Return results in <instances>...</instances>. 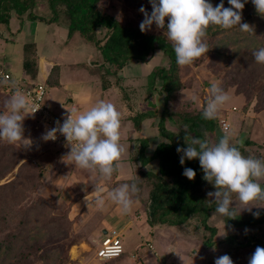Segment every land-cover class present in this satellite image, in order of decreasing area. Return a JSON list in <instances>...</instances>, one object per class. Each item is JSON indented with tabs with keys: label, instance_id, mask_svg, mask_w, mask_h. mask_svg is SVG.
Instances as JSON below:
<instances>
[{
	"label": "rangeland",
	"instance_id": "1",
	"mask_svg": "<svg viewBox=\"0 0 264 264\" xmlns=\"http://www.w3.org/2000/svg\"><path fill=\"white\" fill-rule=\"evenodd\" d=\"M29 1L34 3L33 14L41 15L47 19L52 18V20H43L47 22L42 23L46 27L44 26V28L38 24V29L37 24L27 23L29 19L26 13L22 14V17H20L22 23H24L22 27H27V31L23 30L25 32L20 35L16 33L17 18L14 19L16 16L15 12L10 11L9 17H12V19L9 27H14V29L12 30L13 33H11L7 31V24L0 23V33L3 37L9 36V40L0 39L2 43H0V59L2 60L4 58V61L2 60L4 66L7 67L10 64L9 67L12 74L15 77H20L22 74V46L33 43L35 48L37 46V50L44 52L49 40V37L45 38L46 34L44 32L47 30L49 35L53 34V39L58 38L61 42L56 40V44L60 43V46L64 47L63 50L65 53H63L62 57H65L66 60L64 62L67 65L61 67L62 81L64 83L61 86L59 84L53 85V87L47 85L48 89L45 103L53 113L64 114L65 111H71V102L67 101L69 97L68 90L65 89L68 86L81 84V82L91 84L89 83V71L86 69L88 67L85 63L89 61L94 63L99 61L103 62V58L100 56V51L96 44L93 41H89L84 34L70 32V34L68 33L69 39L65 38L67 40L64 41L61 36L63 32L59 35L56 33L57 26L63 27L65 32H68V17L61 11V6L59 7L57 5L54 7L55 10L59 9L57 15L54 16L53 10L48 6V0ZM209 2L213 6H216L220 3V0H209ZM223 2L225 7H231L228 0H223ZM242 2H245V0H242ZM50 4L53 6L54 2H50ZM102 6L107 13L115 18L123 22L130 21L134 25H140L144 19V14L139 11L142 6L149 14L152 11L149 0H102ZM242 23L251 25L254 32H243L238 26L231 29H223L216 25L209 26L208 33L205 37L209 51L192 65L181 67L182 80L191 79V81L188 82V88L181 91L180 98L184 102L191 101V111L193 110L192 112H195L200 108H204L203 104L205 106V102L209 98L211 83L218 82L231 97L230 101L222 107L219 114H226L230 122V134H232L230 136H232V141L239 143L249 139L255 143V145L251 144L249 148L258 152L263 159L264 96H261L260 99L255 97L249 92L248 85L245 84L246 81L250 80L255 82L258 79L256 76H262L264 74V64L257 63L252 55L254 50L264 47V17L256 12L252 0H246L245 2V7L242 10ZM96 31L95 35L97 39L103 41L106 38V28L99 27ZM148 31L151 33L158 31L167 32V29L166 27L164 30L158 29L153 24ZM212 33L214 34L212 35ZM153 55L148 60L149 64L147 68L153 65L168 66V59L161 50L155 51ZM234 76H239L240 82L237 85H227V83L232 81L231 78H234ZM33 81L46 83V81H43L42 75ZM137 83L139 82L136 80L133 85ZM114 87L117 86L114 85ZM118 87L120 93H122L120 98L130 97L128 87H124L123 85ZM95 89L98 90V94L97 96L94 94V96L101 97L106 102L114 103L113 99H107L106 95L104 96L102 94V87H96ZM104 90L108 92L110 89L106 88ZM194 94L199 97V102H194L191 99ZM113 96L115 95L113 94ZM9 97L0 84V112L6 111L5 101ZM101 98L99 99L102 100ZM61 103L68 105L64 107ZM175 105L178 106V104ZM185 110L189 109L185 107ZM119 111H122L120 107ZM23 123L25 129L24 135L26 138L32 140V146L30 148H24L0 140V147L4 145L11 148L14 152L10 153L11 157L16 159L12 170L6 172L4 177L0 178V185L4 184L0 187L5 189L7 194L13 195V202L17 201L20 209L25 210V207L30 206L37 198H42L46 204H49L47 209L43 210L39 215L32 211L30 218L31 224L39 227L40 232L43 233L50 230V228L47 230L42 222L38 221L42 214H46L49 218H55V222L67 216L69 221L62 222H64L65 226L67 223L69 233L67 238L60 236L58 237V241L54 240V242H51L52 238L48 237L49 235H44L42 238L39 237L38 242L41 243V247L39 249L33 247L34 252H32V256L28 260H20L18 263H15L14 259L16 257L12 259L9 254H6L7 259L3 262L2 258L4 256L0 254V263L55 264L52 258H50V250L59 242L60 256L66 257L65 259L68 258L69 260L64 264H116L118 259L101 260L95 254L100 240L101 223H103L100 220L103 221L107 216L105 217L104 214L101 215L97 207V209L92 210L84 208L74 217H72L73 212L71 213L72 215L69 213L72 203L81 193L79 192L81 185L78 179L84 173L87 174V170L77 169L75 173H66L65 168L67 166L63 168L64 164L62 161L61 163H56L57 160L55 159L56 155L60 156L59 152H62V149L56 145L51 146L47 142L43 143L41 141L42 137L36 127L37 122L33 116H26ZM168 125L172 130H179V126L175 123H169ZM211 138L212 135L209 136V139L213 141ZM63 153L67 152L63 151ZM124 156L127 158L133 157L135 156V152H133V149H129ZM57 164L61 165L58 166ZM77 171L80 173L78 172L76 174ZM132 173L133 166L131 175ZM57 176L64 177L58 181ZM66 182L68 183L66 184ZM12 195L8 196L11 198ZM13 205L15 206L14 203ZM96 210L98 211L96 212ZM254 210H262L264 214V207H253L252 211ZM145 211L147 212V210ZM242 212L249 211L243 210ZM141 213L143 215V209ZM213 213L214 211H211L207 218V223L216 228L215 233L212 235L209 230L204 228L199 218H192L182 226L163 223L156 224L161 229L155 226L157 230H153L152 237H160L164 240L170 237V240L174 243L170 246L171 248L168 245L163 250L159 249L164 253V258L167 255L169 256V253H174L168 264H214L217 257L225 254L232 258L234 264H248L249 258L254 253L255 248L257 246L264 247V221L253 225L229 228L225 226L222 216L219 214L214 215ZM78 216L79 218L75 220L74 224H71V220ZM136 219L138 220L139 218ZM97 224L99 228L96 226ZM31 228L33 230L31 234L33 235L35 228ZM223 232H225V235L221 236L220 234ZM231 236L234 237L232 242L228 240ZM70 241L73 244L68 246ZM45 250L48 251V256ZM155 250L158 252L156 248Z\"/></svg>",
	"mask_w": 264,
	"mask_h": 264
},
{
	"label": "trees",
	"instance_id": "2",
	"mask_svg": "<svg viewBox=\"0 0 264 264\" xmlns=\"http://www.w3.org/2000/svg\"><path fill=\"white\" fill-rule=\"evenodd\" d=\"M50 2H54V5L52 6ZM57 5L62 7L61 11L68 17L67 36H69L70 32H80L87 36L89 41H93L99 49L103 63L93 65V62H89L85 63V65L92 73L99 75L104 89L111 86L109 76H114L116 79L118 71L122 69L128 60L147 62L157 50H161L166 56L168 66H154L146 77V97L152 98L151 102H149L151 109L146 110V108H143L133 114V116H130L135 128L138 129L140 122L144 118L158 115L157 130L164 140L157 144L151 156L145 155L147 143L145 140H141L138 156L135 160L141 165H145L151 160H157L158 166L155 171L139 169L135 176L127 182H131L134 179L138 184L140 191L134 198L147 207V219L151 226L158 223L182 226L192 218H199L204 228L209 230L211 235L214 234L216 228L207 223V218L211 211H215L216 205L212 201L214 198L208 197L207 193L215 191V188L202 178L204 174L199 160L186 159L185 163L181 165V153H177L176 149L178 146L187 147L185 126H187L190 136L209 139V136L212 135L211 139L213 142L217 141L226 132L232 135L230 134L231 126L226 114H218V118L214 120H205L202 116L203 108L192 112L191 101L184 102L181 100L180 93L188 88V82L191 79L182 80V66L176 63L172 42L168 40L167 32H141L139 25H134L130 21L123 22L107 13L102 6V0H48V6L53 10L54 16L59 11V9H54ZM33 7L34 3L29 0H0V23L8 24L10 11H14L18 19L22 17V14L26 13L30 20H52V18L47 19L41 15L33 14ZM99 27H104L107 30L106 38L103 41L97 39L95 35ZM22 65L29 79L34 80L37 78L38 63L33 43L23 46ZM58 74L59 66L53 65L48 78L45 80L46 83L50 86L57 85ZM256 77L258 79L255 82L250 80L246 81L245 84L248 85L249 92L260 99L261 96H264V74ZM231 79L232 81L227 83V85H237L240 82L239 76H234ZM157 82L160 83L159 88L156 87ZM154 92L163 94V102L159 113H157L152 96ZM175 104H178V106ZM185 107L189 110H185ZM221 119H226L229 122L228 130L222 129ZM169 123L177 124L179 130H172L168 125ZM251 144L255 145L254 142L247 139L244 142L237 143V146L240 147L243 155H251L262 159L258 152L249 148ZM0 149H2L0 153V178H2L6 172L12 170L16 159L11 157L10 153L13 152L11 148L2 145ZM185 168L195 170L196 176L194 180H189L182 174ZM3 185L1 184L0 186L2 187ZM1 187L0 254L4 256L2 258L3 262L7 259L6 254H9L12 259L16 257L14 259L15 263L20 260L30 259L32 252H34L33 247L37 249L41 247V243L38 241L39 237L42 238L44 235H49L48 237L52 238L51 242H54V240L58 241L60 236L67 238L69 233L67 223L65 226L64 222H62L69 221L67 216L62 217L59 220L60 222H55V218H49L46 214H42L40 218L38 216V221H41L47 230L50 228L49 231L42 233L39 227L31 224L30 218L32 211L39 215L43 210L47 209L49 204H46L42 198H37L30 206H26L25 210L20 209L17 201L13 202V195L7 194V191ZM8 195H12V197L10 198ZM257 211H241L235 219H227L223 216L222 219L225 226L229 228L253 225L264 221L262 210H259L260 215L258 218L252 214ZM78 218L75 217L71 220V224H74ZM31 227L35 228L33 235L31 234L33 233ZM233 238L231 236L228 240L232 242ZM71 244H73L72 241H70L68 246ZM45 252L47 254L48 251L45 250ZM50 252V258L55 264H64L69 261L68 258L65 259L66 257L60 256L59 242Z\"/></svg>",
	"mask_w": 264,
	"mask_h": 264
},
{
	"label": "clouds",
	"instance_id": "3",
	"mask_svg": "<svg viewBox=\"0 0 264 264\" xmlns=\"http://www.w3.org/2000/svg\"><path fill=\"white\" fill-rule=\"evenodd\" d=\"M149 2L152 6L150 14L143 6L139 9L144 14L140 30L146 32L153 24L158 29L164 30L166 27L167 38L172 42L179 66H190L209 51L205 37L210 25L223 29L238 26L243 32H254L251 25L242 23V10L246 0H228L231 7H225L223 0L216 6L209 0ZM252 3L256 12L264 17V0H252ZM252 55L257 63L264 64V47L254 50ZM191 99L199 102V97L195 94ZM230 99L228 92L218 82H212L209 98L202 111L203 118L217 119L220 110ZM5 109L6 111L0 112V140L30 148L33 142L25 137L23 122L26 116L34 114L39 107L30 104L29 97L16 88L13 95L5 101ZM69 112L63 123L56 121L57 126L48 130L43 139L55 140L57 133L63 135L67 144L71 145L68 155L75 167L110 180L121 169L127 151L121 143L122 113L113 103L104 100L98 101L86 111L79 112L73 108ZM184 131L187 147L178 146L176 149L177 153H181L180 164L183 165L186 159L199 160L204 174L202 178L215 188V191L207 193L208 197L214 198V215L235 219L243 210L252 212L253 207H264V159L243 155L227 132L213 142L207 138L190 136L187 126ZM182 174L189 180H194L196 176L192 168H185ZM93 191L95 205L103 210L106 204L103 189L95 188ZM139 191L138 184L133 179L107 192V199L120 205L122 212L128 213ZM85 199L87 200V196ZM252 214L257 218L260 215L259 211ZM220 235H225V232ZM124 252L115 258L122 257ZM214 264L234 262L225 254L217 257ZM248 264H264V247L255 248Z\"/></svg>",
	"mask_w": 264,
	"mask_h": 264
},
{
	"label": "crops",
	"instance_id": "4",
	"mask_svg": "<svg viewBox=\"0 0 264 264\" xmlns=\"http://www.w3.org/2000/svg\"><path fill=\"white\" fill-rule=\"evenodd\" d=\"M15 18L17 17L15 16L14 19ZM11 19L12 17H10L9 22L7 24V28H8L7 31L13 33L12 30L14 29V27H11V28L9 27ZM29 20L27 21V23L29 22L30 24H37L38 29H39V25H41L42 27L45 26V25L44 26L42 25V23L44 24L45 21H42V20H38V21L30 20L29 21ZM16 21H17L16 33L22 35L21 33L25 32L23 30H26L27 27H22L24 23H22L21 20L20 22L18 18ZM44 33L46 34L45 38L49 37L48 46L45 48L44 52L37 50V46L35 48V52L37 55V63H38L37 77L42 75L43 81H45L48 78V75L51 71L52 66L58 65L59 74H58L57 82L61 86L64 83L62 81L61 67L67 66L65 65L66 62H64L66 60L65 57H62L63 53H65L63 50L64 47L60 46L61 45L60 43L56 44V40L57 41H60V40L58 38L53 39V36H52L53 34L49 35L47 30ZM56 33H58V35L61 33L62 39L64 41L69 39L68 38L69 36H67V32H65L63 27L57 26ZM1 38L3 40H9V36L3 37V35L0 33V39ZM0 43H1V40H0ZM15 50H16V46H15ZM2 60L4 61V58H2ZM22 62H23V48L21 50V65H22ZM101 63L103 62H100V61L97 63L93 62V65H99ZM148 64H149L148 61L147 62H137L133 60H128L127 63L122 67V69L118 71L116 75L117 81L114 76H109L111 86L108 87V89H110L108 92H105L104 88L101 86L102 84H101L99 75L97 73H92L89 68H86V69H88L89 71V77H90L89 83L91 84H86V83L81 82V84L68 86V88L65 89V90H68L69 97L67 98V101L71 102V105H70L71 110L75 108V109H78L79 112H83V111L88 110L91 106H93L95 102L97 103L98 101H100L99 98L101 97H96L98 94V90H96L95 88L102 87L101 89L102 94L104 96L106 95L107 99H113L114 101L113 104L117 107L118 110H119V107L120 109H122V111H120L123 117L122 122H121V136H122L121 143L127 149L126 153L128 152L129 149H133V152H135V156L133 157H128V158L125 156L123 157L121 169L117 173H115L110 180H104L98 174H92L86 171L87 174L84 173V175H82L78 179L79 184L81 185V187L79 188V192H81L80 196L74 200V202L71 205L70 211H69L70 214L72 212L74 213L73 215L71 214L72 217H74L84 208L88 210L97 209L96 208L97 206L95 205L94 200H93V197L95 195L93 190L95 188L103 189V193L106 199V204L103 210H100V213L101 215L104 214V216L105 217L107 216V217L103 221L100 220L103 223H101V228H100L101 231L99 235L101 238L108 231V229H111V228H117L121 231L125 252L122 257L118 258V260L116 259L117 260L116 264H166V263L168 264L169 260L172 258L174 254L173 252L169 253V256L167 255V257L164 258L163 256L164 253L159 250V249H162V250L165 249L164 247L168 245L170 247L174 243L170 240V237L165 240L160 237H152L153 230L155 231L157 230V228L155 229V226L156 227L158 226L157 225L151 226L148 224L147 212L145 211L146 206H144L141 201L134 198L131 211L128 213H124L121 211L120 205L114 202H111L110 200L107 199V192H109L113 188L118 187L120 184L129 181L131 178L135 176L136 172L139 169L155 171L158 166L157 160H151L149 163L145 165H141L139 162L135 161L138 156L139 148L141 145V140H145L147 143L146 148H145L146 156H151L157 144L164 140L158 134V130H157L156 121L158 120V115L153 116V117L144 118L140 122V127L138 129L135 128L134 123L130 118V116H133V114L141 111L143 108H146V110L151 109L149 102H151L152 98L146 97L147 95L146 77H147L148 72L154 66H157V65H153L147 68ZM9 66H7L6 68L12 74ZM161 66H164V65H161ZM12 77L14 80H21V79L31 80L29 79V76L26 75L23 69V65H22V74L20 75V77H15L13 74H12ZM136 80L139 83H137L136 85H133L134 81ZM47 85L50 86L49 84ZM114 85L117 87H114ZM121 85L129 88L128 91L130 93V97L126 96V98L125 97L120 98V95L122 93H120L119 91L120 89L118 86H121ZM50 87H53V85ZM156 87L157 88L160 87L159 82H157ZM94 94L96 96H94ZM113 94L115 96H113ZM152 96L154 98V104L157 109V113H159L161 110L162 102H163L162 100L163 94L159 92H154ZM101 99L103 100V98ZM61 104L64 107L68 105V104H63V103ZM65 112H68V111H65ZM59 115L62 116L63 113H59ZM41 141L43 143L46 142L45 140H41ZM58 147L62 149L61 150L62 152H59L60 156H57V155L55 156V159L57 160L56 163H61L62 161V163L64 164L63 168L67 166L65 168L66 173L68 172L75 173L77 169L79 170L80 168L74 166L73 162L70 159V156L68 155L70 151L63 149L60 146ZM63 151H66L67 153H63ZM57 165L59 166L61 164H57ZM132 166H133V173L131 175ZM134 167H135V170H134ZM78 172L79 171H77L76 174H78ZM60 176H57L58 181L62 180L64 177V176L63 177H60ZM67 183L68 182H66V184ZM86 196H87V200L85 199ZM142 209L144 211L143 215L141 213ZM98 210H96V212ZM136 218H139V219L137 220ZM96 226H98V224ZM132 230H134L136 233ZM146 242L152 243L154 249H150L149 247H147L145 245ZM166 242L167 244H165ZM155 248L158 250V252L155 250ZM133 255L134 257H132ZM153 257H154V261H153Z\"/></svg>",
	"mask_w": 264,
	"mask_h": 264
},
{
	"label": "built area",
	"instance_id": "5",
	"mask_svg": "<svg viewBox=\"0 0 264 264\" xmlns=\"http://www.w3.org/2000/svg\"><path fill=\"white\" fill-rule=\"evenodd\" d=\"M0 84L7 95H13L16 88L22 90L28 97L30 104L39 109L34 114H29L36 119V127L40 132V136L43 139V135L50 129L56 127V121L63 123V120L70 112H65L62 116L53 111L46 105L45 97L47 94L48 86L45 82H34L31 80H14L11 73L4 66L3 61L0 59ZM221 127L223 130L229 129V122L226 119H221ZM47 143L51 145L60 146L65 150H71V145L67 144L66 138L57 133L55 140H48ZM145 245L152 249L150 242H146ZM124 251L122 234L117 228L108 229V231L100 238L98 247L95 251L96 256L101 260H108L115 257H119ZM134 257V255L132 256Z\"/></svg>",
	"mask_w": 264,
	"mask_h": 264
}]
</instances>
